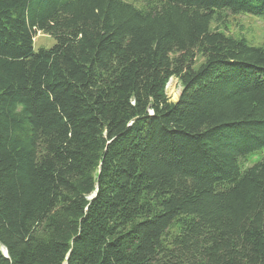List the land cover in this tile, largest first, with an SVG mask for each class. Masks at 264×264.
Segmentation results:
<instances>
[{
  "label": "trees",
  "instance_id": "16d2710c",
  "mask_svg": "<svg viewBox=\"0 0 264 264\" xmlns=\"http://www.w3.org/2000/svg\"><path fill=\"white\" fill-rule=\"evenodd\" d=\"M239 15L264 0H0V264H264V48L222 30Z\"/></svg>",
  "mask_w": 264,
  "mask_h": 264
},
{
  "label": "rangeland",
  "instance_id": "374dc122",
  "mask_svg": "<svg viewBox=\"0 0 264 264\" xmlns=\"http://www.w3.org/2000/svg\"><path fill=\"white\" fill-rule=\"evenodd\" d=\"M216 25H213L215 29ZM227 34L238 39H246L249 43L257 47L264 48V21L262 19L239 15L236 17H227L226 26L222 28ZM35 50L41 47L50 48L55 42L48 36L38 33L35 38ZM204 63V58L199 55L195 60V69H198ZM183 91L182 83L178 78H172L166 88V94L170 102H177ZM264 156V151L250 157L246 163L247 167L254 165Z\"/></svg>",
  "mask_w": 264,
  "mask_h": 264
},
{
  "label": "water",
  "instance_id": "95a60500",
  "mask_svg": "<svg viewBox=\"0 0 264 264\" xmlns=\"http://www.w3.org/2000/svg\"><path fill=\"white\" fill-rule=\"evenodd\" d=\"M169 84V83H168ZM168 86V85H167ZM4 253H5V255H7V252L6 251H4Z\"/></svg>",
  "mask_w": 264,
  "mask_h": 264
}]
</instances>
